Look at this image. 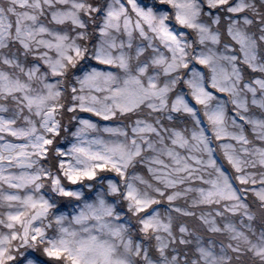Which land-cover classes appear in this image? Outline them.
I'll return each instance as SVG.
<instances>
[{"label":"snow or ice","instance_id":"1","mask_svg":"<svg viewBox=\"0 0 264 264\" xmlns=\"http://www.w3.org/2000/svg\"><path fill=\"white\" fill-rule=\"evenodd\" d=\"M162 11L175 13V32L164 26L163 17L158 20ZM204 11L220 13L223 20L239 16L242 8L236 0H208ZM195 14L192 0H6L0 5V264H129L133 255L140 264H151L157 255H171L170 244L185 245L183 238L161 235L174 229L157 209L167 205L189 216L176 202L193 192L191 207L223 203L228 216L253 220L264 205V146L250 144L244 116L236 117L244 125L241 131L230 132L219 107L208 109L203 119L208 129L194 127L189 139L177 122L164 129L167 142L156 123L132 119L145 106L159 114L176 86L175 79L157 82L146 75L147 65L159 67L165 77L194 66L185 63L177 37L186 32L191 40L192 30L207 32L194 22ZM133 55L135 74L118 77ZM195 60L209 65L211 57ZM213 81L208 90L195 77L185 81L192 95L173 94L171 111L192 115L197 105L208 108L212 92L228 91L215 83V75ZM254 83L264 87L262 80ZM150 99L159 103L145 105ZM146 153L152 155L144 166L156 182L148 185L151 194L137 187L147 184L143 175H129ZM101 178L108 181L107 192L122 201L120 211L127 208L126 215L137 220L133 238H126L123 221L109 222L120 218L111 199L96 192ZM85 185L90 189L80 191ZM73 204L79 207L65 214V206ZM200 220L213 234L230 233L232 241L225 254L199 247L200 259L264 264V232L250 237L228 219L220 223L207 213Z\"/></svg>","mask_w":264,"mask_h":264},{"label":"clouds","instance_id":"2","mask_svg":"<svg viewBox=\"0 0 264 264\" xmlns=\"http://www.w3.org/2000/svg\"><path fill=\"white\" fill-rule=\"evenodd\" d=\"M158 2V0H157ZM231 3V0H229ZM208 4V0H192L193 12L195 14L194 22L199 25H203L206 29V33L192 30L190 32L192 39H188L186 32H180L177 39L181 41L184 47V61L189 65H194L188 69H180L176 73L170 74L168 77L163 75L162 70L151 64L147 65L149 69L146 75H152L157 78V82L167 79H175L176 86L171 88L168 94V104L159 114L153 113L143 107L134 113L132 119L137 118L150 120L156 123V126L161 129V134L164 136L167 142L168 133L164 131L166 127H171L172 124L179 122L182 129L185 130V134L189 135L194 127L208 129V125L203 122L204 112L208 109H216L223 113V127L230 132L239 133L244 125L240 124V121L236 119L237 116H244L248 123L246 135L249 138L251 145L264 146V87L257 86L254 81H264V0H236V5L241 6L242 11L239 16H224L221 20L220 13L213 11H204L205 6ZM0 5L6 6V0H0ZM224 11V9H221ZM160 17L164 18V26L170 31L175 32L176 26L172 21L175 19V13L161 12L158 14V20ZM213 21L209 23V21ZM203 37V40H201ZM211 37V38H210ZM196 56L211 57L209 65H196ZM138 63L137 58L133 55L130 59L129 68L127 72L117 70L116 75L118 77H124L127 74H135V65ZM212 69H215L213 73ZM247 70V74L245 73ZM187 71L188 75H184ZM215 75V83L220 87L227 88L222 95H218L212 92L213 100L210 101L208 108L197 105L192 111L193 114L189 115L183 111L178 114L171 111L170 101L175 99V95L184 96L190 98L192 95L191 88L184 82L193 77L199 82V84L205 88V90L213 88V76ZM227 77V79H225ZM148 103H159L156 100H148ZM198 113L199 115H195ZM179 115L180 117H187V121L175 119ZM119 119V118H118ZM200 120L199 125H195L194 122ZM162 122V123H160ZM129 121H121V124H127ZM209 144L215 148L216 141L212 135L211 130L207 132ZM123 140L124 138H120ZM156 140V137H152ZM138 142H141L138 140ZM142 143V142H141ZM129 147H133L131 144ZM171 146V145H169ZM157 147H161L157 143ZM178 151H184L178 149ZM152 153H146L142 159H139L133 163L129 168V175L140 174L143 175L147 184H138L137 187L141 192L148 191L151 194L149 184L156 186V182L148 174L147 168L144 166V161ZM206 158V157H205ZM216 158L219 156L217 154ZM165 159H167L165 157ZM143 169L142 171H137ZM113 183H116L115 177L111 178ZM108 181L101 178L96 182V192L103 191L106 199H111L114 216H118L120 220L113 218L109 222L119 223L123 221L126 231L125 236L127 239H131L137 235V229L134 225L137 220L129 215H126L128 211L125 208L124 211H120L122 201L116 195H111L106 190ZM103 186V187H102ZM91 186L85 185L80 189L82 192H87ZM96 192L91 193V198L96 196ZM196 194L189 193L184 199H180L176 202V206L186 208L191 212L189 216H179L171 211L170 206L157 209L160 214V219L166 223H170L172 228L171 235H164L168 240L180 239L185 240V245L170 244L167 251L171 255L165 258H161L157 255L152 259L151 264H165V260L168 264H208L206 260L200 259L198 248L210 247L217 254L227 253V244L232 242L230 240V233L221 232L220 234H213L208 231V225L203 224L200 217L204 214H211L217 221L223 223L225 219H228L238 229L247 232L251 237L253 235H259L264 232V205L258 207L253 213L252 221H243L239 218H232L228 214L223 212L224 204L212 205L208 208L191 207V202L195 198ZM243 195L241 199H243ZM79 205L65 206V214L78 208ZM221 212L220 216H215V213ZM249 224L255 230L249 232ZM91 226V225H89ZM180 228L185 231L181 233ZM147 240L148 237H142ZM116 245L120 248L119 240H116ZM191 244L192 250L189 251L188 244ZM234 243V242H233ZM145 247L149 245L145 244ZM123 253V249H120ZM24 253L20 252L17 259L23 257ZM140 257L135 255L129 257V264H140Z\"/></svg>","mask_w":264,"mask_h":264}]
</instances>
